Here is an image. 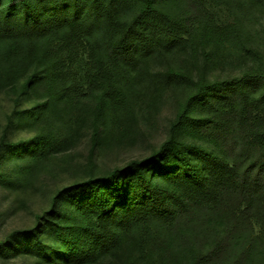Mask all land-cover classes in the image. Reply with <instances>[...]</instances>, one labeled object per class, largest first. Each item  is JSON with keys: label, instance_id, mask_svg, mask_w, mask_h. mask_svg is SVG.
<instances>
[{"label": "trees", "instance_id": "16d2710c", "mask_svg": "<svg viewBox=\"0 0 264 264\" xmlns=\"http://www.w3.org/2000/svg\"><path fill=\"white\" fill-rule=\"evenodd\" d=\"M131 1L139 11L129 15ZM161 3L0 0V43L11 42L15 52L14 58L0 59V101L8 99L15 107L0 158L11 154L36 164L56 148L49 135L18 145L9 141L17 129L39 122L38 111L20 108L30 94L47 91L51 83L61 86L72 107L95 96L124 99L122 87L132 72L172 53L197 27L210 28V13L198 0H187L179 17L162 10ZM35 41L44 44L40 57L29 51ZM27 57L36 66L27 67L23 78L13 62ZM240 84L244 88L237 91L212 86L188 98L158 154L125 170L90 175L59 193L35 229L26 236L16 233L22 254L37 264H94L120 253L127 240L128 254L139 258L167 247L154 225L175 230L196 214L219 216L234 230L255 220L264 232V90L255 98L245 88L249 84ZM187 127L212 148L179 142ZM19 182L0 176L5 186ZM229 236L221 237L203 261L222 257Z\"/></svg>", "mask_w": 264, "mask_h": 264}, {"label": "rangeland", "instance_id": "374dc122", "mask_svg": "<svg viewBox=\"0 0 264 264\" xmlns=\"http://www.w3.org/2000/svg\"><path fill=\"white\" fill-rule=\"evenodd\" d=\"M198 1L212 19L208 31L197 27L172 53L155 56L145 67L132 72L122 87L124 99L118 96L101 101L95 96L72 107L62 95L61 86L49 83L47 91L32 93L23 100L20 108L25 113L38 111L39 122L17 129L9 135V141L18 145L35 136L49 135L56 148L36 164L25 158L16 161L11 154L0 158V176L20 178L11 186L0 183V264H37L17 247L16 233H30L38 226V218L52 210L59 193L90 175L125 170L135 161L158 154L188 98L212 86H236L237 91L245 82L251 97H258L264 90V2ZM131 2L129 15L139 11V6ZM186 2L162 0L160 5L179 17ZM13 45L0 43L3 62L15 57ZM29 51L40 57L43 42L30 43ZM13 64L23 78L28 68L36 66L31 57ZM14 109L8 99L0 101V145ZM182 129L179 142L212 148L190 128ZM251 224L234 230L228 221L210 214L183 219L175 230L156 224L153 230L163 232L162 241L167 244L163 251L152 249L135 258L128 254V241L124 240L120 253L94 264H135L136 259L138 264H264V232L255 220ZM229 234L222 257L204 262L203 257Z\"/></svg>", "mask_w": 264, "mask_h": 264}]
</instances>
